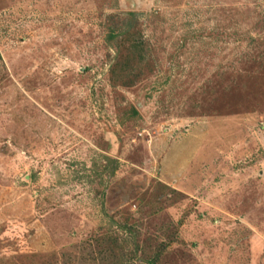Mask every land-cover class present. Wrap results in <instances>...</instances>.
Here are the masks:
<instances>
[{"label":"rangeland","instance_id":"rangeland-1","mask_svg":"<svg viewBox=\"0 0 264 264\" xmlns=\"http://www.w3.org/2000/svg\"><path fill=\"white\" fill-rule=\"evenodd\" d=\"M0 264H264V0H0Z\"/></svg>","mask_w":264,"mask_h":264},{"label":"trees","instance_id":"trees-1","mask_svg":"<svg viewBox=\"0 0 264 264\" xmlns=\"http://www.w3.org/2000/svg\"><path fill=\"white\" fill-rule=\"evenodd\" d=\"M110 37H111V39H114V38H113V34H112V33H111V36H110Z\"/></svg>","mask_w":264,"mask_h":264}]
</instances>
